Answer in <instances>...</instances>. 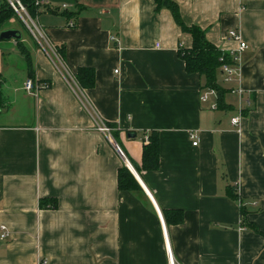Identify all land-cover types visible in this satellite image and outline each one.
Instances as JSON below:
<instances>
[{
  "label": "crops",
  "instance_id": "crops-1",
  "mask_svg": "<svg viewBox=\"0 0 264 264\" xmlns=\"http://www.w3.org/2000/svg\"><path fill=\"white\" fill-rule=\"evenodd\" d=\"M177 1L185 24L223 53L238 50L232 30L248 45L231 83L219 71L222 106L179 55L193 37L154 0H44L32 16L70 70L94 69L87 97L138 192L120 190L124 159L57 65L22 26H8L22 33L34 80L50 87L28 94L19 42H0V264H168L159 213L179 264H264V0ZM152 133L160 164L145 170ZM167 211L184 220L168 224Z\"/></svg>",
  "mask_w": 264,
  "mask_h": 264
},
{
  "label": "trees",
  "instance_id": "trees-1",
  "mask_svg": "<svg viewBox=\"0 0 264 264\" xmlns=\"http://www.w3.org/2000/svg\"><path fill=\"white\" fill-rule=\"evenodd\" d=\"M1 7H0V34L1 32L8 30V26L11 24L12 19L20 17L14 12V10L10 7L7 0H0ZM37 1L43 0H22L24 5L27 7L28 13L33 16L35 15L40 5H37ZM157 3L158 8H166L170 10L173 15V18L176 24L181 28V30L186 33L190 34L193 37V47L191 49L182 48L179 51V55L181 59L185 62L186 70L190 74H200L205 76L207 80V87L213 90H216L219 93V103L223 105V96L225 91L219 86L217 78L219 71L222 70V62L220 61L221 57H226V61L229 62L230 56L227 53H223L219 48L211 44L207 37L206 31L200 28L197 25L194 26H187L182 19L180 13V7L177 0H154ZM34 17V16H33ZM21 22V21H20ZM24 29H26V25L22 21L21 25ZM30 36L32 34L27 29ZM18 41V48L20 53L25 58L26 62L28 63L29 69V76L30 78H34V69L33 64L31 63V57L27 50V48L22 43V40ZM1 42V41H0ZM58 50L60 51V55L64 56V49L58 46ZM77 78L85 90L91 89L95 83V71L92 68H80L78 72H76ZM4 77L0 71V109L4 108L6 105L5 98L2 93V86L4 84ZM47 87H50V84L44 83ZM149 141L144 148L143 154V168L145 170H156L160 164V139L157 133H152L149 137ZM118 184L120 190L124 191H132L138 192L140 187L136 183L132 173L126 167H122L119 170L118 175ZM237 188V187H236ZM234 199H239L238 192L234 194ZM48 204H51L49 207L57 208L56 200L49 199V200H41L40 206L42 208H48ZM243 209V208H242ZM165 218L168 224L170 223H182L184 220V214L181 211H173V212H164ZM170 214H175V216L171 217Z\"/></svg>",
  "mask_w": 264,
  "mask_h": 264
},
{
  "label": "built area",
  "instance_id": "built-area-1",
  "mask_svg": "<svg viewBox=\"0 0 264 264\" xmlns=\"http://www.w3.org/2000/svg\"><path fill=\"white\" fill-rule=\"evenodd\" d=\"M10 7L14 10V12L20 17V19L23 21V23L26 25L29 32L32 34V36L35 38L36 42L38 43L40 49L46 53L49 58L52 60L54 64L57 65L58 70L60 71L61 76L63 77L64 81L67 83V85L72 89L76 97L80 100L88 114L92 116L94 119V122L96 124L97 129L102 132L104 135L108 136L109 140L111 142H114V146L120 156L124 159L126 167L133 173L134 169L132 165L129 163L128 159L126 158L124 152L121 150L120 146L116 143V140L113 136V128L110 127L106 122H104L102 119H100L99 115L97 114L93 104L87 97L86 90L82 87L80 84L77 75L68 68L66 65V62L63 60L62 56L59 54L57 48L48 40L45 31L43 28L35 21V19L28 13L27 7L24 5L22 0H7ZM44 3L43 1H37V5H42ZM74 24H72L73 26ZM229 37L233 39L234 41L238 42L239 47L236 52H231L229 54L230 61H226V57L222 56L220 61L222 64V73L225 77V82L231 83L241 70V54L248 48V45L244 40L242 39L241 34L236 31L232 30L229 32ZM46 84H39L36 82L33 78H28L25 81L24 89L25 91L33 95L35 97L38 96L41 90L47 89ZM233 94H239L240 96H243L244 91L241 89H234L232 90ZM203 101L207 100V95L202 97ZM248 103V101H247ZM244 110L240 111L239 115L232 118L231 122L233 125L237 126L240 124V120L242 118ZM191 139L194 141L193 145L197 146L199 144V138L196 134H191ZM146 143H148L149 138L145 137ZM135 174V172H134ZM136 175V174H135ZM159 213V211H158ZM160 220L162 223L163 231H164V239H165V247L166 252L168 254V264H179L176 258L174 257L172 250L169 245L166 227L163 222V218L161 214L159 213ZM5 230V228H3ZM7 236V233L3 235V238ZM41 264H47L46 261H41Z\"/></svg>",
  "mask_w": 264,
  "mask_h": 264
},
{
  "label": "water",
  "instance_id": "water-1",
  "mask_svg": "<svg viewBox=\"0 0 264 264\" xmlns=\"http://www.w3.org/2000/svg\"><path fill=\"white\" fill-rule=\"evenodd\" d=\"M22 33L16 29H8L0 34V41L22 40Z\"/></svg>",
  "mask_w": 264,
  "mask_h": 264
},
{
  "label": "rangeland",
  "instance_id": "rangeland-1",
  "mask_svg": "<svg viewBox=\"0 0 264 264\" xmlns=\"http://www.w3.org/2000/svg\"><path fill=\"white\" fill-rule=\"evenodd\" d=\"M21 21V22H20ZM12 22L14 23V26H16V27H21V25H22V20L21 19H18L17 17L15 18H13V20H12ZM11 22V23H12ZM23 28V27H22ZM23 31H24V35L27 37V35H29V33H28V31H27V28L26 29H24L23 28ZM219 84L221 85V86H223V87H227L226 86V84H225V82H223V80L221 79L220 80V78H219ZM228 93H226V95H227Z\"/></svg>",
  "mask_w": 264,
  "mask_h": 264
}]
</instances>
